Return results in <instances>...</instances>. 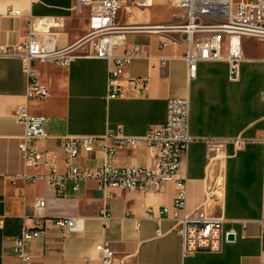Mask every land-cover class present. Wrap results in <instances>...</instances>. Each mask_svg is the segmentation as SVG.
Segmentation results:
<instances>
[{
    "label": "crops",
    "instance_id": "1",
    "mask_svg": "<svg viewBox=\"0 0 264 264\" xmlns=\"http://www.w3.org/2000/svg\"><path fill=\"white\" fill-rule=\"evenodd\" d=\"M76 0H0V39L3 44L24 40L30 17L52 16L58 47L78 42L87 32L89 8L73 10ZM237 2L238 0H234ZM127 0L118 16L121 25L166 23L183 10L167 0ZM17 9L18 15L8 14ZM134 44L139 53L122 66L119 80L123 95L106 96L111 61L86 55L88 44L76 49L67 66L33 62L38 82L48 93L27 95V76L21 58L0 55V264H21L14 253V239L24 227L35 225V204L45 199L48 230L30 242L35 264H101L99 243L114 251L110 264H264V47L256 38L242 41L240 78L229 77L225 60L197 63L190 78L184 54L187 44L171 33L128 32L121 54ZM147 78L140 94L131 96V78ZM139 90V89H138ZM136 91V90H134ZM185 96L190 103L189 132L193 140L182 156L177 176L187 182L188 209L204 208L224 218L223 229L233 233L219 252L200 250L183 255L181 237L173 221L160 209H172L176 193L173 181L159 191L104 189L95 180L81 181L74 191L71 180L61 191L47 185L49 166L25 165L19 143L24 126L15 111L25 107L32 114L49 117L48 137L37 144L48 152L49 161L63 173L67 169L62 147L66 135L100 136L121 128L129 135L145 134L166 120L167 100ZM242 141V142H240ZM106 152L97 147L81 151L77 162L93 167L104 162ZM119 166L152 164L149 150L119 149ZM219 182V196H210L208 186ZM107 202L111 219L107 226L98 213ZM151 210V215L147 210ZM61 215L82 218L81 232L62 234L52 220ZM139 218V230L135 219ZM159 228L163 234L158 236Z\"/></svg>",
    "mask_w": 264,
    "mask_h": 264
},
{
    "label": "built area",
    "instance_id": "2",
    "mask_svg": "<svg viewBox=\"0 0 264 264\" xmlns=\"http://www.w3.org/2000/svg\"><path fill=\"white\" fill-rule=\"evenodd\" d=\"M127 0H76L73 10L81 12L89 8L86 34L76 43L67 47H58L57 28L61 23L52 16L30 17L25 25L24 40L16 44H3L0 39L1 56L21 58L27 76V95L44 96L48 93L45 86L38 82L32 69L33 62H50L67 66L76 57V49L88 44L86 55L106 58L111 61L107 76L106 96L109 99L123 95V85L119 80L122 66L132 60L140 51L134 44L121 54L115 50L125 43L128 32L145 31L149 33H171L187 44L184 60L190 78L196 76L197 63L206 60H225L229 65V77L240 78V64L243 60L242 41L244 38H256L264 47V0H169L183 10L170 22L147 25H121L117 16ZM8 14L18 15L17 9L8 10ZM147 78H131L129 86L131 96L140 94L145 88ZM139 89V90H138ZM136 90V91H134ZM264 100V93L262 94ZM190 103L188 97L177 96L167 100L166 120L152 126L145 134L129 135L121 128L108 129L100 136L66 135L62 140L65 160L68 164L65 172H58L49 161L48 152L37 142L48 137L46 124L49 117L32 114L25 107L15 111V118L23 124L24 132L19 143L25 165L39 166L47 164L49 173L45 175L48 186L61 191L68 180L73 182V190L79 189L81 181L95 180L104 189L124 188L139 191H159L167 182L173 181L176 193L172 209H160L173 221V229L181 237L182 253L189 255L205 250L219 252L225 240L224 218L208 213L204 208L188 209L187 182L177 176L181 158L188 150L193 138L189 132ZM264 141V136L262 138ZM242 142V141H240ZM144 145L149 150L152 164L146 166H119L115 156L119 149L136 148ZM106 152L102 164L93 167L81 166L77 157L81 151L91 152L95 148ZM210 196H219L220 184L214 182L208 186ZM105 198L111 196L105 191ZM45 199H38L34 213L35 225L24 227L15 237L13 250L21 264H35L30 242L40 233L48 230L45 224ZM151 215V210H147ZM98 218L107 226L111 211L104 202L99 209ZM53 229L62 234L82 231V218L76 215H61L52 220ZM139 218L135 219V228L139 230ZM156 234L163 232L157 228ZM96 249L101 254V264H110L114 251L107 243H99Z\"/></svg>",
    "mask_w": 264,
    "mask_h": 264
},
{
    "label": "water",
    "instance_id": "3",
    "mask_svg": "<svg viewBox=\"0 0 264 264\" xmlns=\"http://www.w3.org/2000/svg\"><path fill=\"white\" fill-rule=\"evenodd\" d=\"M233 237H234V234L233 233H226V239H229L230 240V239H233Z\"/></svg>",
    "mask_w": 264,
    "mask_h": 264
},
{
    "label": "rangeland",
    "instance_id": "4",
    "mask_svg": "<svg viewBox=\"0 0 264 264\" xmlns=\"http://www.w3.org/2000/svg\"><path fill=\"white\" fill-rule=\"evenodd\" d=\"M140 1V0H139ZM168 2H170L169 0H167ZM141 2H143L144 4L142 5L141 4V6L143 7V6H148V3L150 2V0H141Z\"/></svg>",
    "mask_w": 264,
    "mask_h": 264
}]
</instances>
